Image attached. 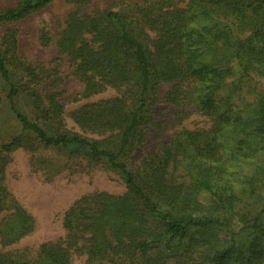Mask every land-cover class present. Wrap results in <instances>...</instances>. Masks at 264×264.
<instances>
[{
    "label": "trees",
    "instance_id": "16d2710c",
    "mask_svg": "<svg viewBox=\"0 0 264 264\" xmlns=\"http://www.w3.org/2000/svg\"><path fill=\"white\" fill-rule=\"evenodd\" d=\"M54 1L20 0L0 9V28L6 27L0 38V87L19 129L0 146V213L10 204L2 162L30 138L104 163L125 191L82 196L64 212L63 239L42 243L32 262L6 251L0 264H69L70 250L83 251L85 264H168L181 256L190 260L194 253L198 258L191 264H264V89L240 107L232 100L236 89L227 83L233 66L243 77L252 72L264 78V0H181L184 6L154 0L121 12L68 15L58 55L75 66L86 97L107 88L118 92L71 114L84 133L102 139L70 131L51 134L19 107L24 96L44 123L61 120L62 106L54 94L40 93L44 77L18 58L17 30L10 28ZM67 1L84 6L92 0ZM40 39L43 46L51 42L45 31ZM162 84L171 85L167 103L195 108L212 125L204 132L181 130L131 166L126 159L154 126L153 105ZM229 147L234 152L226 155ZM179 165L186 181L175 183L169 170ZM244 196L261 204L254 216L241 211ZM11 210L0 220L4 249L35 226L20 206L12 204ZM223 232L228 238L220 237Z\"/></svg>",
    "mask_w": 264,
    "mask_h": 264
},
{
    "label": "rangeland",
    "instance_id": "374dc122",
    "mask_svg": "<svg viewBox=\"0 0 264 264\" xmlns=\"http://www.w3.org/2000/svg\"><path fill=\"white\" fill-rule=\"evenodd\" d=\"M20 0H0V9L15 6ZM154 0H92L90 4L78 6L67 0H55L50 6L39 11L27 19L13 24L10 28L17 30V56L27 65L35 67L44 77L38 85L40 93L55 95L56 102L62 106L60 124L58 121L44 123L39 112L31 101L22 96L19 107L31 121H35L51 133L70 131L91 139H102L96 134L84 133L72 120L71 114L82 105L99 100L110 99L118 95L112 88L86 97L85 86L75 73V66L57 53V41L65 27V20L73 12L81 15H90L96 10L124 11L133 3L141 4ZM179 6H184V1L172 0ZM6 27L0 28V38ZM48 33L51 42L47 46L41 44V32ZM234 65V64H233ZM227 83L235 88L233 102L241 105L252 102L258 93L264 89V78L256 73L250 77H243L237 66ZM17 74V71H15ZM21 77V76H19ZM58 79L57 85H53ZM170 84L159 87L158 98L153 105L154 126L147 134L143 146H138L126 159L129 165L135 166L147 155L152 154L160 144L168 143L170 139L181 130L204 132L210 129L212 123L208 117L199 113L195 108L172 105L164 100ZM4 94L0 87V146L19 134V129L13 116L7 111L3 103ZM232 147L227 148L228 155ZM243 161V160H242ZM241 163V160L240 162ZM3 185L5 186L10 201L6 211L0 213V220L11 213V205H18L29 213L35 222L31 234L16 244L4 249L0 245V254L10 251L17 259L37 260L38 248L42 243H56L65 237L66 231L62 227L64 212L82 196L105 192L112 195H121L125 188L120 177L107 168L102 162L90 161L89 157L78 154L70 156L67 150L46 148L30 138L23 140L8 158L2 162ZM243 170L249 171L250 166L243 164ZM232 168L235 166H231ZM172 182L186 181L183 166L179 165L173 171L169 170ZM261 204H256L244 196L240 204L241 211L254 216L260 210ZM11 210V211H10ZM234 228L239 225L234 223ZM222 238H228L224 232ZM69 264H85L86 257L83 251L70 250ZM157 252H153L156 254ZM197 259V253L191 259ZM191 259L183 256L173 258L168 264H191ZM98 264H107L99 262Z\"/></svg>",
    "mask_w": 264,
    "mask_h": 264
}]
</instances>
